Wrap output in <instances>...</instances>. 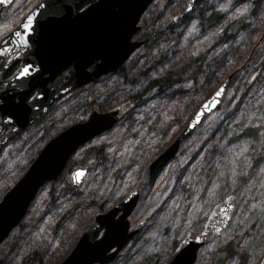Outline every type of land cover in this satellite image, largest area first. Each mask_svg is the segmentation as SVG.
I'll return each mask as SVG.
<instances>
[{
	"label": "rangeland",
	"instance_id": "obj_1",
	"mask_svg": "<svg viewBox=\"0 0 264 264\" xmlns=\"http://www.w3.org/2000/svg\"><path fill=\"white\" fill-rule=\"evenodd\" d=\"M41 1L15 0L9 7L0 8V37ZM163 1L164 10L156 8L141 19L146 31L158 34L125 64L129 84L123 82L121 75L111 74L68 94L0 152L1 199L59 132L86 121L93 108L101 113L121 109L115 126L80 148L59 180L47 184L38 193L20 227L0 246V264L63 261L94 216L106 213L131 192L146 165L195 114L200 106L195 103L200 96L190 90L154 93L139 109L126 105L127 97L143 89L145 82L140 80L133 85L132 81L144 65L149 66L156 51L176 44L188 55L204 47L213 50L211 56L215 52L227 56L228 67L230 59L231 64H237L245 52L249 54L256 41L259 45L252 49L251 64L247 68L239 63L230 66L236 67L235 70L215 86L213 92L236 72L219 109L183 143L174 160L145 188L129 217L132 227L144 223L143 228L111 264H164L188 233L196 235L203 230L212 208L229 195L237 198L230 225L200 249L195 264H261L264 259V0L257 11L251 5L258 0H205L181 24H175L173 18L188 0ZM177 6L180 8L176 12ZM214 11L222 13L225 20L215 29H202L201 18ZM242 14L248 16L249 27L239 39L218 48L216 40L226 23ZM170 21L173 22L171 33L165 32ZM168 38L175 39L168 41ZM177 40L181 43L177 44ZM192 57L194 54L188 56ZM184 120L185 124L181 125ZM97 151L105 156L104 163L87 167L84 162L96 163ZM77 168L89 172L82 186L76 189L70 185L69 176ZM104 206V211L99 212ZM229 246L237 252L227 254ZM33 253L40 259L29 260Z\"/></svg>",
	"mask_w": 264,
	"mask_h": 264
},
{
	"label": "water",
	"instance_id": "obj_2",
	"mask_svg": "<svg viewBox=\"0 0 264 264\" xmlns=\"http://www.w3.org/2000/svg\"><path fill=\"white\" fill-rule=\"evenodd\" d=\"M14 1L0 2V8L9 7ZM88 1L91 0H42L0 37V49H9L6 55L0 54V152L68 94L120 73L131 56L158 34L146 31V25L141 23L154 0ZM204 1L188 0L183 11L173 18L174 23H183ZM41 4L44 7H38ZM29 14L34 16L29 43L18 47L16 32L26 31L23 23H27ZM24 64L32 65V74L17 79V70ZM235 73L198 107L171 143L146 165L131 192L106 213L94 216L59 264L114 262L143 228L144 223L132 228L129 217L145 188L174 160L183 143L219 109ZM120 112V108L104 113L93 108L86 121L59 132L42 148L18 182L0 199V246L25 219L38 193L47 184L59 180L80 148L110 131ZM87 175L86 168H77L70 174L69 183L80 188ZM236 199L229 195L216 204L203 230L196 235L188 233L164 264H195L200 249L230 225Z\"/></svg>",
	"mask_w": 264,
	"mask_h": 264
},
{
	"label": "trees",
	"instance_id": "obj_3",
	"mask_svg": "<svg viewBox=\"0 0 264 264\" xmlns=\"http://www.w3.org/2000/svg\"><path fill=\"white\" fill-rule=\"evenodd\" d=\"M92 1L93 0L88 2ZM262 2L263 0H258L255 2V4L251 5V7L254 6V10L257 11L262 6ZM158 4L160 5L158 6ZM176 4L180 5L178 1H176ZM156 8L164 10L166 8V3L163 0H161V2L160 0H155L154 3L149 7L147 12L144 14L143 19L146 18L148 13H153V10H155ZM179 8L180 6H177L176 12L179 10ZM205 17L206 16H203L200 20V27L205 30L220 27L223 21L225 20V16L218 11H214L208 17ZM228 23L229 22L226 23V27L223 28V30L218 36V40H216L215 45L218 48L224 45H229L239 39L249 27L248 16H245V14L238 15V17L232 20L229 24ZM171 27H173L172 21L169 22L168 28H166L165 32L171 33V30L169 29ZM174 39L175 38H168V41ZM180 43L181 42L177 40V44ZM257 44L258 41L254 43L253 47L250 50L251 52L255 46L256 47L254 49L258 47L259 44ZM169 45L170 46L166 47L165 49H162L159 53L156 51L154 53L152 62H148L149 66L145 67L146 65H144L138 71L137 77L134 78L132 84L134 85L137 81L141 80L145 82V85L140 92L127 97L126 105L128 107H138L137 109L142 108L144 107L149 95L152 96L154 93H156L157 95H164L172 92L173 90H190L193 93H198L200 97L197 99V102L195 104L201 105L204 100L213 93L215 86L220 83L223 79H225L233 70H235L236 67L233 68L230 66L237 65L239 63L238 65L241 66H244L246 64L245 67L247 68L249 64H251V52L249 54L245 52V56L243 58H245L246 55L247 57L244 60L243 58L240 59L237 64H231L232 59H230V66L226 67L225 64L229 58L227 56L219 54L220 52H215V54L211 56L213 50L205 49L203 47L201 50H198L193 53L194 57L188 58V56H192L193 54L187 55L182 50V46H178L176 44ZM141 50H143V48ZM141 50L137 51L136 53L138 54L139 52H141ZM127 73L128 72L126 70V67H123V69L118 74L124 78V83L129 84V81H126L129 77ZM239 73L237 74V76L239 75ZM201 97H204L203 101L200 100ZM140 104L142 105L140 106ZM184 122L185 120L181 122V125L185 124ZM99 152L100 151L96 152L97 160L95 164L87 165V162H84L87 167L93 168L94 165H102L104 163L105 156L103 154H99ZM104 209L105 206L98 210H100L99 212H103ZM11 237L12 234L7 240H9ZM225 252L227 254H230L232 252H237V250L236 248L233 249L232 246H229L226 248ZM33 254L35 255L30 256L29 260L34 258L37 260L40 259V256L37 253ZM53 264H58V262H55Z\"/></svg>",
	"mask_w": 264,
	"mask_h": 264
},
{
	"label": "snow or ice",
	"instance_id": "obj_4",
	"mask_svg": "<svg viewBox=\"0 0 264 264\" xmlns=\"http://www.w3.org/2000/svg\"><path fill=\"white\" fill-rule=\"evenodd\" d=\"M0 2H5V0H0ZM38 7L42 8L44 7V5L41 4V5H38ZM26 19H27V23H23V28L26 29V31L23 33L16 32V37L18 38V44H17L18 47L28 45L29 43L28 35L33 30V20H34L33 14H29L26 17ZM8 51H9L8 48L0 49V54L6 55ZM31 74H32V65L24 64L17 70L16 78L21 79V78L29 77L31 76ZM219 94L220 93L218 92L217 95Z\"/></svg>",
	"mask_w": 264,
	"mask_h": 264
}]
</instances>
